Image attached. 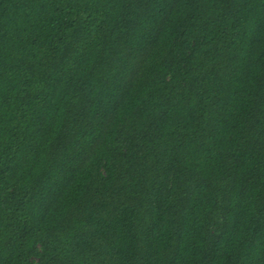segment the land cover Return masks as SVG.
<instances>
[{
    "label": "trees",
    "instance_id": "1",
    "mask_svg": "<svg viewBox=\"0 0 264 264\" xmlns=\"http://www.w3.org/2000/svg\"><path fill=\"white\" fill-rule=\"evenodd\" d=\"M0 264H264V0H0Z\"/></svg>",
    "mask_w": 264,
    "mask_h": 264
}]
</instances>
